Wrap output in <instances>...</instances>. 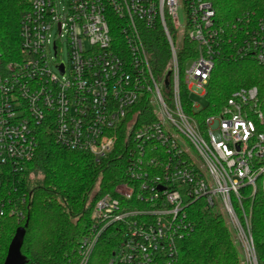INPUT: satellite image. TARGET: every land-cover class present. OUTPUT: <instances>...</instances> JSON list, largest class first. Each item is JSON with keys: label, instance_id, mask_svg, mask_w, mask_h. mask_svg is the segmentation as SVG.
Instances as JSON below:
<instances>
[{"label": "built area", "instance_id": "2783aa9c", "mask_svg": "<svg viewBox=\"0 0 264 264\" xmlns=\"http://www.w3.org/2000/svg\"><path fill=\"white\" fill-rule=\"evenodd\" d=\"M182 7L185 41L196 44L183 68L174 39ZM157 29L170 49L169 86L152 63L149 34ZM19 37L17 57L6 60L0 51V218H25L26 194H1L18 191L12 179L28 170L40 131L98 162L115 150L123 131L130 141L127 181L97 200L79 264L87 263L111 225L124 228L125 237L110 263L159 264L172 257L177 241L193 228L187 206L199 198L209 207L221 203L258 264L246 201L264 190L259 90L240 87L217 112L199 119L195 114L205 105L192 99L187 113L180 80L191 98L193 91L205 97L215 60L229 45V56L264 65V14L230 23L219 21L210 0H30ZM142 101L151 107L143 117L136 109ZM172 129L195 147L201 165Z\"/></svg>", "mask_w": 264, "mask_h": 264}, {"label": "trees", "instance_id": "16d2710c", "mask_svg": "<svg viewBox=\"0 0 264 264\" xmlns=\"http://www.w3.org/2000/svg\"><path fill=\"white\" fill-rule=\"evenodd\" d=\"M210 1L221 22L233 23L248 14H264V0ZM29 3L30 0H0V51L6 60L19 54V21ZM149 36L152 63L160 80L170 70V49L163 30H153ZM226 49L215 60L206 86L205 106L195 115L202 119L217 112L233 91L251 86L259 90V108L264 115V65L253 58L229 56L226 53L231 51V45ZM195 55L196 44L185 41L179 50L182 68ZM180 89L184 109L191 113L192 98L183 78ZM136 109L141 116L144 109L151 110V107L142 101ZM259 129L264 132V121ZM128 143L125 132H120L115 150L98 162L90 152L61 146L53 132L40 131L35 158L28 170L12 179V186L18 191H14V187L2 190V196L25 193L27 199L21 206L25 218L20 220L10 215L0 218V264L6 259L17 228L26 222L22 253L27 264H79L81 240L92 228V212L97 200L106 193H113L120 182L127 181ZM7 183L9 186V180ZM246 205L251 209L257 262L264 264V190L258 189ZM187 213L192 230L177 241L176 253L172 257L163 256L159 264H246L243 252L237 248L239 242L235 234L217 207H209L199 198L187 206ZM124 237V228L107 227L99 235L86 264H112L110 260Z\"/></svg>", "mask_w": 264, "mask_h": 264}, {"label": "rangeland", "instance_id": "374dc122", "mask_svg": "<svg viewBox=\"0 0 264 264\" xmlns=\"http://www.w3.org/2000/svg\"><path fill=\"white\" fill-rule=\"evenodd\" d=\"M64 1L67 2V0H61V2H64ZM179 15H180L182 26L176 32H174V39H175L177 47L179 49H181L185 43L186 32H189V30L186 28L187 13H186L185 8H183V7L181 8ZM65 56H67V52H65ZM192 99H193L194 103L200 104L202 106L205 105V97L200 95L199 93H196L193 91L192 92ZM172 130L175 134H178L180 137L181 134L178 131H176L175 129H172ZM181 141H182V146L192 156V158L197 163V165H201L203 160H202L201 156L199 155L198 151L195 149V147L193 145H191L188 141L183 140L182 138H181ZM37 175L40 176V173L39 174L37 173ZM217 208L222 212V214L226 220V223L228 224V226L230 228V231L235 234V230H234L233 226L231 225V222L229 220L227 213H225V211L223 210L221 203L218 204ZM236 245H237L238 250L240 252H243L246 264H255L254 259H253V253L245 250L242 246L243 243L241 244L239 242Z\"/></svg>", "mask_w": 264, "mask_h": 264}, {"label": "water", "instance_id": "95a60500", "mask_svg": "<svg viewBox=\"0 0 264 264\" xmlns=\"http://www.w3.org/2000/svg\"><path fill=\"white\" fill-rule=\"evenodd\" d=\"M170 72H168L165 79L166 86H169L168 77ZM27 222L23 226H19L16 230L14 237L8 248V253L3 264H27L28 260L22 253V246L24 243V238L26 234Z\"/></svg>", "mask_w": 264, "mask_h": 264}]
</instances>
